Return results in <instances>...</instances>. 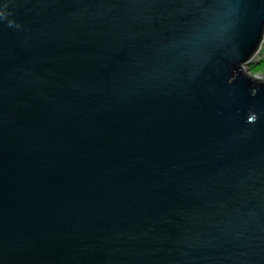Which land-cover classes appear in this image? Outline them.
<instances>
[{"label": "water", "instance_id": "obj_1", "mask_svg": "<svg viewBox=\"0 0 264 264\" xmlns=\"http://www.w3.org/2000/svg\"><path fill=\"white\" fill-rule=\"evenodd\" d=\"M264 0H0V264H264Z\"/></svg>", "mask_w": 264, "mask_h": 264}, {"label": "rangeland", "instance_id": "obj_2", "mask_svg": "<svg viewBox=\"0 0 264 264\" xmlns=\"http://www.w3.org/2000/svg\"><path fill=\"white\" fill-rule=\"evenodd\" d=\"M262 49V55L259 57L258 62L250 64L249 66H247V69L264 75V46Z\"/></svg>", "mask_w": 264, "mask_h": 264}]
</instances>
